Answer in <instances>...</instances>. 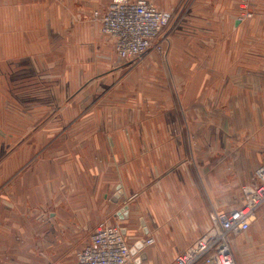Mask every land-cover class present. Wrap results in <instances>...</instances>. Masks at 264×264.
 Wrapping results in <instances>:
<instances>
[{"label":"rangeland","instance_id":"rangeland-1","mask_svg":"<svg viewBox=\"0 0 264 264\" xmlns=\"http://www.w3.org/2000/svg\"><path fill=\"white\" fill-rule=\"evenodd\" d=\"M197 2L182 0L178 6L180 12L171 15L149 51L137 59H130L132 62L121 70L115 69L122 75L120 80L117 77L113 83L103 85L97 76L106 74L108 51L101 43L108 37L102 32L101 22L96 21L94 12L105 10L107 1L0 0V199L13 200L15 204L14 264H77L74 252L60 254L54 249L62 241L53 239L67 231L65 225L47 220L45 234L42 233L44 224L39 220L49 218V208L53 205L47 204L45 209L46 200L32 198L31 202L37 206H31L27 191L29 185L35 187L30 194L37 187L50 191L56 182L69 186L59 179L63 177L70 182L73 178L65 179V174H59L67 168H86L94 147L90 141L92 135H112L124 129L121 127L123 121L128 123L123 131L126 135L191 134L192 138L207 141L199 146L206 152L208 173L211 168H225L233 175L237 173L233 167L236 168L238 153L246 150V146L256 150L263 148L261 144L252 145L246 140L254 127L253 134L257 136L264 124V34L249 37L254 47L240 50L237 60H229L224 54L215 56L213 62L206 59L193 65L189 75L183 64L172 63L170 48L174 35L178 40L186 38L184 35L188 37L187 32L182 37V32L176 34L174 31L189 9L197 7ZM236 3L241 21L261 23L259 13L264 8V0L251 3L236 0ZM242 42L246 43L245 36ZM113 52L118 55L114 44ZM154 55L161 64H153L151 56ZM237 61L239 70L248 75V80L246 76L243 77L246 80H239V96L231 95L232 88L224 81H220L224 85L222 89L211 87L200 92V75L207 71L211 76H207L208 80L220 75L219 71H234ZM110 72L113 71L110 69ZM93 75L95 80L91 79ZM92 88L106 92L94 95L90 93ZM167 91L174 96L171 98L173 107ZM156 102L160 103L154 104ZM166 104L172 109L167 110ZM184 115L190 121V129L183 127ZM104 120L109 123L107 127ZM238 127L242 130L240 133ZM243 138H246L244 143L238 144ZM100 146L102 148V143ZM189 162L194 166V160ZM240 163L245 166L246 159ZM30 169H39V173L29 177L26 173ZM70 169L67 175L72 174ZM9 184L14 187L9 188ZM244 185H240L238 204ZM118 195L121 197L122 192L115 197ZM126 200L124 206L112 210L122 211V215L128 211L129 218L128 203L132 197ZM234 207L214 208L225 211ZM107 220L96 224L94 230ZM141 221L143 226L145 221ZM131 242L135 246L136 240ZM45 247L47 252H42ZM28 249H35L38 256L28 254Z\"/></svg>","mask_w":264,"mask_h":264},{"label":"crops","instance_id":"crops-1","mask_svg":"<svg viewBox=\"0 0 264 264\" xmlns=\"http://www.w3.org/2000/svg\"><path fill=\"white\" fill-rule=\"evenodd\" d=\"M105 1H107V4L105 3L107 7L111 0ZM152 1L171 14L181 10L178 6L182 0ZM198 1L200 3L197 2V7L189 9L185 14L186 18L174 31V33L177 32L176 34L182 32V37L187 32L188 37L184 35L186 38L178 40L174 35L170 48L172 63L183 64L188 69L186 75H189L188 72L192 73L193 65L201 64L206 59L209 61L212 59L213 62L215 56L224 54L229 60H237L240 50L254 47L249 37L264 34V8L259 13L262 17L261 23H254L239 19L236 0ZM244 36L245 44L242 42ZM262 44L264 46V42ZM101 46H106L108 51L107 61H105L106 74H99L97 80H102L103 85H107L122 76L114 70H121L132 60L116 56L113 52V42L109 38L105 39ZM210 54L214 56L210 57ZM248 54L251 55V53ZM151 60L153 64H161L158 56H151ZM110 69L113 72H110ZM235 69L224 73L219 71L220 75H214L208 80L207 76H211L207 74V71L202 72L203 74L198 77L200 92L211 87L222 89L224 81L229 88H232L231 95L239 96V80H248V75L246 71L239 70L238 61ZM211 70L218 71L214 68ZM169 73L173 75L171 69ZM244 76L247 78H243ZM94 77L95 75L91 79ZM145 79L143 82L146 83ZM113 91L115 93V90L111 89L112 93ZM91 92L94 95H104L106 91L101 88H92ZM165 92L159 93L160 96ZM167 93L173 107L171 98L174 96L168 91ZM171 106L166 104L167 110L172 109ZM184 122L183 127L190 129V121L185 118V115ZM105 123L107 127L109 123L107 121ZM127 124V121H123L121 127L125 129ZM173 124L176 126V121ZM124 129L115 132L118 135H114L115 133L108 135L104 132L105 135L102 137L91 136L90 141L94 147L88 156L86 168L77 170L69 168L72 173L70 175H67L68 168L58 173L60 176L65 174V179L73 178L70 182L63 180V177L59 179L61 183L62 181H65L67 185L69 183V186H61L56 182L50 191L37 187L35 191L33 189L34 193L30 194V190L35 187L24 185L26 189L28 187L27 201L31 206H37L31 202L32 198L46 200L47 203H43L45 209L47 204L53 205L49 208V218L39 220L44 224L42 233L45 234L47 220L54 224L65 225L67 231L53 239V241L59 239L62 242L59 246L52 247L56 253L59 251L60 254L74 252L76 263L78 251L89 241L96 224L104 219H110L121 223L127 234L132 236L133 241L144 237L156 239L153 245L145 247L140 252L145 255L141 264H172L179 254L186 251L208 231L209 214L215 206L223 209L236 206L235 202L239 205L240 185L253 182L256 169L264 165L263 123L257 136L253 134L254 127L252 135H248L247 140L243 138L238 143L242 144L246 140L252 145L261 144L263 148L256 150L246 146V150L238 153L236 168L233 167L237 172L236 175H233L232 171L227 172L225 168H211L208 173L206 152L199 146L207 143L206 140L192 138L191 134L132 136L123 134ZM246 130L247 127L243 129L244 137H246ZM241 131L238 127V133ZM153 144L163 146L153 148ZM244 158L246 164L242 166L240 161ZM190 159L195 161L194 166H190ZM37 173L39 169H30L26 174L31 177ZM9 185V188L14 187L13 184ZM121 192V197L118 195L116 198L115 195ZM10 195L13 197V193ZM130 197H132L128 203L130 217L121 218L120 212L112 208L118 209L124 206L126 199ZM12 201L0 199V225L4 224V227H0V264H14L12 259L16 255L15 204ZM142 219L145 221L143 226ZM76 235L77 237L74 238ZM78 241L82 242L78 243ZM232 246L239 264H264V205L259 208L256 220L249 230L233 237ZM47 249L45 247L41 251L47 252ZM34 250L28 249L27 252L37 254ZM4 256H6L5 259ZM199 264H203L202 261Z\"/></svg>","mask_w":264,"mask_h":264},{"label":"built area","instance_id":"built-area-1","mask_svg":"<svg viewBox=\"0 0 264 264\" xmlns=\"http://www.w3.org/2000/svg\"><path fill=\"white\" fill-rule=\"evenodd\" d=\"M171 15L152 0H111L105 10L94 12L96 21L101 22L102 32L123 59H137L149 51L152 41L168 25ZM262 205L264 165L256 169L254 181L241 188V203L226 211L213 208L208 231L172 264H199L201 261L203 264H239L232 239L249 230ZM131 240L132 236L121 223L107 220L98 225L86 245L78 251L77 264H141L143 254L140 252L153 245L156 239L137 238L135 246ZM139 243L141 247H137Z\"/></svg>","mask_w":264,"mask_h":264},{"label":"water","instance_id":"water-1","mask_svg":"<svg viewBox=\"0 0 264 264\" xmlns=\"http://www.w3.org/2000/svg\"><path fill=\"white\" fill-rule=\"evenodd\" d=\"M120 212H121V215H120L121 218H127V216H128V211H125V212H124L125 215H122V211H120ZM119 214H120V213H119ZM141 246H142L141 243H139V244L137 245V247H141ZM133 252L135 253V252H136V249H134ZM142 258H145V255H143Z\"/></svg>","mask_w":264,"mask_h":264},{"label":"bare ground","instance_id":"bare-ground-1","mask_svg":"<svg viewBox=\"0 0 264 264\" xmlns=\"http://www.w3.org/2000/svg\"><path fill=\"white\" fill-rule=\"evenodd\" d=\"M252 183V182H251ZM233 247V246H232Z\"/></svg>","mask_w":264,"mask_h":264}]
</instances>
